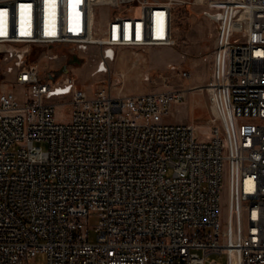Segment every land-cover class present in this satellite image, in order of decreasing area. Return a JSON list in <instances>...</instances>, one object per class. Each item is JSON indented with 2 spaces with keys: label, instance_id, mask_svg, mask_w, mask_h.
<instances>
[{
  "label": "built area",
  "instance_id": "obj_1",
  "mask_svg": "<svg viewBox=\"0 0 264 264\" xmlns=\"http://www.w3.org/2000/svg\"><path fill=\"white\" fill-rule=\"evenodd\" d=\"M205 1L219 34L229 23L234 144L213 109L219 77L187 89L89 92L74 74L45 75L29 59L33 46L55 59L96 45V72H107L121 48L175 45V8L190 0H80L77 9L0 0V264L40 253L46 264H221L224 254L227 264H264V0ZM197 89L209 93V124L169 121ZM223 192L233 213L225 220Z\"/></svg>",
  "mask_w": 264,
  "mask_h": 264
},
{
  "label": "rangeland",
  "instance_id": "obj_2",
  "mask_svg": "<svg viewBox=\"0 0 264 264\" xmlns=\"http://www.w3.org/2000/svg\"><path fill=\"white\" fill-rule=\"evenodd\" d=\"M208 9L205 0H190V3L178 5L174 13V37L176 44L171 46H151L145 50L121 48L116 61L109 63V71L97 73L96 68L100 58L99 47L90 45L87 51H80L77 46H71L76 52L73 55L77 62L70 63L71 52L60 54L58 58L51 59L47 50L33 46L31 60L39 64L42 72L63 77L66 74H75L80 85L89 92H94L99 86L113 87L114 91L122 90L125 94H140L152 91H163L176 88H189L192 86L208 85L219 77L218 86L210 87L215 94L214 111L223 121L229 132L232 143L236 142L233 126V113L229 93L224 77L227 72L228 55L226 48L216 46V38L221 24L212 17L205 15ZM104 18L108 15V8L102 9ZM219 42L220 39H218ZM227 37L224 39V44ZM25 47L18 46V51ZM218 50V51H217ZM217 51V53H216ZM37 54L38 57L35 55ZM17 57L3 61L1 68L4 74L8 67L14 66ZM78 59L81 60L78 63ZM26 61L28 59L26 58ZM190 71L187 79L182 77L183 71ZM13 74L10 75V78ZM196 84V85H195ZM212 105L207 90L188 92L183 103L173 107L168 120L173 122H201L209 124ZM68 105L58 107L57 118L66 120L69 116ZM46 148V145L43 144ZM227 195L222 194V219L233 217L232 204L227 205ZM231 203H235L234 201ZM98 216L92 213L88 218V225L92 227L89 232L91 242L96 240L95 227ZM212 256L208 257L206 264ZM221 264H227V256L216 255ZM31 264H46V255L38 254L35 262Z\"/></svg>",
  "mask_w": 264,
  "mask_h": 264
},
{
  "label": "bare ground",
  "instance_id": "obj_3",
  "mask_svg": "<svg viewBox=\"0 0 264 264\" xmlns=\"http://www.w3.org/2000/svg\"><path fill=\"white\" fill-rule=\"evenodd\" d=\"M72 1V3H73V6L75 7L74 9H77L76 7H78L79 6V4L78 3H80V0H71ZM226 4L228 5V6H231V4H232V1L230 0V1H226ZM235 13V12H234ZM75 14H77V12H75ZM74 14V15H75ZM76 22H74V24H75ZM228 22H227V24H226V28H225V30H224V32H222V33H220V34H218V39H223V38H225V37H227V40H228V35H229V28H228ZM227 40H226V42H225V45H224V47L226 48V50H227V55H228V57H229V50H228V45H227ZM30 60H31V58H29ZM32 61V60H31ZM33 61H35V59H33ZM228 63V62H227ZM102 70H103V68H102ZM75 75V74H74ZM226 87H227V85H226ZM228 90V89H227ZM229 93V92H228ZM229 98H230V96H229ZM231 103V102H230Z\"/></svg>",
  "mask_w": 264,
  "mask_h": 264
},
{
  "label": "crops",
  "instance_id": "obj_4",
  "mask_svg": "<svg viewBox=\"0 0 264 264\" xmlns=\"http://www.w3.org/2000/svg\"><path fill=\"white\" fill-rule=\"evenodd\" d=\"M224 39L225 38H223V39H221L220 41L221 42H219V40H218V36H217V38H216V45H217V47H223L225 44H224ZM193 84H191V87H193L192 86ZM196 85V84H195Z\"/></svg>",
  "mask_w": 264,
  "mask_h": 264
},
{
  "label": "flooded vegetation",
  "instance_id": "obj_5",
  "mask_svg": "<svg viewBox=\"0 0 264 264\" xmlns=\"http://www.w3.org/2000/svg\"><path fill=\"white\" fill-rule=\"evenodd\" d=\"M69 62L75 63V62H77V58L75 56L71 55V56H69Z\"/></svg>",
  "mask_w": 264,
  "mask_h": 264
},
{
  "label": "water",
  "instance_id": "obj_6",
  "mask_svg": "<svg viewBox=\"0 0 264 264\" xmlns=\"http://www.w3.org/2000/svg\"><path fill=\"white\" fill-rule=\"evenodd\" d=\"M80 62H81V60L78 59V63H80Z\"/></svg>",
  "mask_w": 264,
  "mask_h": 264
}]
</instances>
